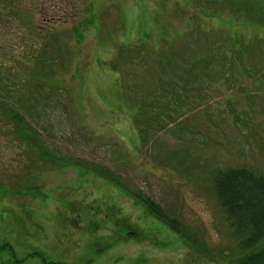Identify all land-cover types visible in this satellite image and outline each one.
<instances>
[{
  "label": "rangeland",
  "instance_id": "obj_1",
  "mask_svg": "<svg viewBox=\"0 0 264 264\" xmlns=\"http://www.w3.org/2000/svg\"><path fill=\"white\" fill-rule=\"evenodd\" d=\"M19 93L49 150L208 250L105 173L41 158L3 114ZM228 167L264 175V0H0V264H225Z\"/></svg>",
  "mask_w": 264,
  "mask_h": 264
},
{
  "label": "trees",
  "instance_id": "obj_2",
  "mask_svg": "<svg viewBox=\"0 0 264 264\" xmlns=\"http://www.w3.org/2000/svg\"><path fill=\"white\" fill-rule=\"evenodd\" d=\"M28 104L19 93V108L8 105L3 114L9 121L15 123V128L19 130L20 134L35 143L41 158H49L50 161L61 166L72 165L85 170L92 169L99 176L105 173L109 181L126 190V195L131 197L136 204L142 206L154 219L185 241H192L201 253H205L204 249L208 250L188 233L187 228L180 221L171 217L151 198L139 190L129 191L121 186L119 176L111 174L103 167L74 161L49 150L45 143L40 141L39 133L31 125L30 120L25 117V113H27L33 119V114L37 112L32 105ZM210 181L215 196L226 215L232 234L238 239L235 249L223 259L224 263L264 264V175L252 168L228 167L212 171ZM5 247L7 245H0V251ZM17 263L19 264V262ZM43 264L62 263L44 261Z\"/></svg>",
  "mask_w": 264,
  "mask_h": 264
}]
</instances>
